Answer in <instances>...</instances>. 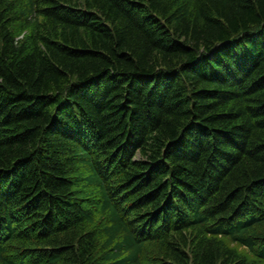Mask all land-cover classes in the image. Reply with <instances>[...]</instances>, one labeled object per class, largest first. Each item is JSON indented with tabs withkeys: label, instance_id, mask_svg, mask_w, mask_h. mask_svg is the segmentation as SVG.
<instances>
[{
	"label": "trees",
	"instance_id": "1",
	"mask_svg": "<svg viewBox=\"0 0 264 264\" xmlns=\"http://www.w3.org/2000/svg\"><path fill=\"white\" fill-rule=\"evenodd\" d=\"M0 264H264V0H0Z\"/></svg>",
	"mask_w": 264,
	"mask_h": 264
},
{
	"label": "bare ground",
	"instance_id": "2",
	"mask_svg": "<svg viewBox=\"0 0 264 264\" xmlns=\"http://www.w3.org/2000/svg\"><path fill=\"white\" fill-rule=\"evenodd\" d=\"M17 133V132H16Z\"/></svg>",
	"mask_w": 264,
	"mask_h": 264
}]
</instances>
